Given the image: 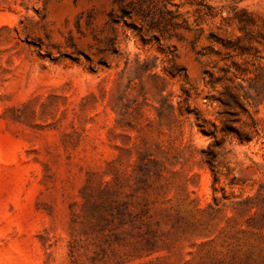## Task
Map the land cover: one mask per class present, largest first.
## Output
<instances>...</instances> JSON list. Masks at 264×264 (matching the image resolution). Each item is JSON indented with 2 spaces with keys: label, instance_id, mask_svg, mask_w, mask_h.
Instances as JSON below:
<instances>
[{
  "label": "rangeland",
  "instance_id": "obj_1",
  "mask_svg": "<svg viewBox=\"0 0 264 264\" xmlns=\"http://www.w3.org/2000/svg\"><path fill=\"white\" fill-rule=\"evenodd\" d=\"M0 264H264V0H0Z\"/></svg>",
  "mask_w": 264,
  "mask_h": 264
},
{
  "label": "trees",
  "instance_id": "obj_2",
  "mask_svg": "<svg viewBox=\"0 0 264 264\" xmlns=\"http://www.w3.org/2000/svg\"><path fill=\"white\" fill-rule=\"evenodd\" d=\"M133 11H134V10H124V9H123V12H124L125 14H131ZM135 12H136L137 15H140V16H142V17L145 16V15H143L142 11H140V9H135ZM150 23H152V22H150ZM151 26H152V25H151Z\"/></svg>",
  "mask_w": 264,
  "mask_h": 264
}]
</instances>
